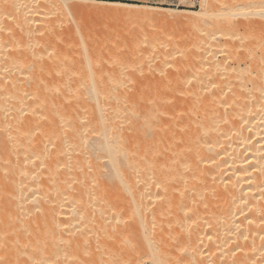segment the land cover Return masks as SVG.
I'll return each instance as SVG.
<instances>
[{"label":"bare ground","instance_id":"bare-ground-1","mask_svg":"<svg viewBox=\"0 0 264 264\" xmlns=\"http://www.w3.org/2000/svg\"><path fill=\"white\" fill-rule=\"evenodd\" d=\"M207 5L0 0V264H264V5Z\"/></svg>","mask_w":264,"mask_h":264},{"label":"rangeland","instance_id":"rangeland-1","mask_svg":"<svg viewBox=\"0 0 264 264\" xmlns=\"http://www.w3.org/2000/svg\"><path fill=\"white\" fill-rule=\"evenodd\" d=\"M119 1H127V2H138V3H142V4H150V5H156V6H162V5H171V6H179V5H181V4H188L189 2H191V1H193V3H194V5L198 8L200 5H201V1L202 0H119ZM214 1V2H213ZM239 1V2H238ZM246 1H248V0H227V1H225V0H207V6L209 7V11L207 12V13H205V14H203V16H202V19H201V21H200V24L202 23V21H203V23L201 24L203 27H205L206 28V26H204V25H207V26H209L208 28H209V30H210V35L212 36H210L209 37V35L207 36V39L209 38V40H211V42L213 43H216V45L217 44H219L220 43V46L218 45V46H213L212 47V49H213V51L215 52H217L218 51V49H220V50H222L223 49V47L224 48H228V47H226V46H228L227 44H225V45H223V46H221V42H223L225 39L227 40L228 38L229 39H231L232 41H233V39H234V44L236 45V44H238L237 46H235L234 48L236 49V47H239L238 49H236V51L238 50V52H240L239 54H241L242 56H240L239 55V57H238V55H237V57L239 58V59H245V58H247L248 56V53H250V52H248V51H251V52H253L252 50H257V51H254V52H260L259 50H258V48L255 46V45H257L258 47H260L262 44L264 45V39H263V35L262 34H260V32L258 31V29H255V28H252L251 30H249V32H250V34L247 32L246 34L244 33V31H240V33L239 34H236V36H234V38L232 39L231 37H230V35H228V33L227 32H229V30H228V27L227 26H223L224 24V22L227 24L228 22L231 24V23H233V22H239V21H242V22H249V21H256L258 18L256 17L257 16V14H256V10H257V7L259 8V7H261V6H263L264 4L262 3H260L261 1H263V0H254L255 2H253L252 0H249L248 2H249V5H248V3L246 4V6L244 5H242V4H244V3H246ZM253 3H252V2ZM257 1V2H256ZM258 1H259V3H258ZM218 2H220V3H218ZM237 4V5H235V3ZM217 3V4H216ZM224 3V4H223ZM238 3H240V4H238ZM215 4H216V6H215ZM219 4V5H218ZM235 6H234V5ZM260 4V5H259ZM95 5V6H94ZM92 7H90V9H89V11L87 10L86 12H81L82 14V16L83 15H85V13H86V17H83V18H85V19H87V20H89L90 19V21H99L100 22V19H102V18H99L100 17V15L102 16V15H105L106 14V12L107 11H105V9H104V7H101V5L102 4H94ZM221 5H223V6H221ZM225 5H226V7H225ZM230 5V6H229ZM232 5V6H231ZM238 5H239V7H238ZM256 5V6H255ZM259 5V6H258ZM101 8H100V7ZM103 6V5H102ZM215 8H214V7ZM220 6V7H219ZM243 6V7H242ZM229 7V8H228ZM240 7H242V8H240ZM245 7V8H244ZM99 8V9H98ZM218 8V9H217ZM221 8V9H220ZM222 8H225V9H227V10H222ZM237 8H238V10H237ZM211 9H213V10H211ZM234 9H235V13H232L233 11H234ZM240 9V10H239ZM229 10V11H228ZM237 11H239L238 13H237ZM98 12V13H97ZM128 13H129V15H130V12L129 11H127ZM127 12H124V13H126L127 15H128V13ZM210 12V13H209ZM215 12H217V13H215ZM221 12H223V14L221 13ZM229 12H231L230 14H229ZM92 13H93V15H92ZM95 13V14H94ZM209 13V14H208ZM215 14L214 16H213V14ZM226 13H228V14H226ZM135 14V13H134ZM206 14H208V16L206 15ZM222 14V15H221ZM234 14V15H233ZM255 14V15H254ZM205 15V16H204ZM217 15V16H216ZM220 15V16H219ZM233 15V16H232ZM236 15H237V17H236ZM96 16H98V18L96 17ZM131 16H132V14H131ZM228 16V17H227ZM90 17V18H89ZM221 17V18H220ZM91 18H92V20H91ZM217 18L219 19V21H221L220 23H222V25L220 26V23H219V21L217 20ZM249 18H252V19H249ZM211 19V20H210ZM216 19V20H215ZM231 19V20H230ZM223 20V21H222ZM227 20H228V22H227ZM93 21V22H94ZM184 21V20H183ZM211 21H213V23H211ZM215 21V22H214ZM216 21H218L217 23H219L218 25H216L215 23H216ZM232 21V22H231ZM172 22V21H171ZM169 23V25H171V29L170 30H172L173 29V35H172V37L174 38V37H176L177 36V34H180V32L182 33L184 30H186L187 28L186 27H182V23L183 22H172V23ZM206 22V23H205ZM106 23H108V21H106ZM105 23V24H106ZM178 23H180V24H178ZM176 24H178V25H180L179 27H178V25L177 26H175ZM209 24H211V26L209 25ZM103 25V24H102ZM101 25V26H102ZM104 26V25H103ZM223 26V27H222ZM229 26V25H228ZM173 27V28H172ZM104 28V27H103ZM107 28H109V26H108V24H107ZM170 28V27H169ZM177 28V29H176ZM207 28V29H208ZM220 28V29H219ZM227 28V29H226ZM105 29H106V27H105ZM207 29H205V32H208V30ZM169 30V29H168ZM175 30V31H174ZM221 31V32H220ZM226 31V32H225ZM258 31V32H257ZM169 32V31H168ZM179 32V33H178ZM204 32V33H205ZM220 32V33H219ZM256 32V33H255ZM170 33V32H169ZM174 33H176V34H174ZM213 35H212V34ZM215 33V34H214ZM207 34V33H206ZM209 34V33H208ZM220 34H222V35H220ZM225 34V35H224ZM227 34V35H226ZM240 35H242V36H240ZM244 35V36H243ZM247 35V36H246ZM252 35V36H251ZM171 36V35H170ZM218 36H222L221 38L220 37H218ZM229 36V37H228ZM238 36V37H237ZM257 36H258V38H257ZM171 37V38H172ZM223 37H225V38H223ZM248 37H249V39H248ZM205 38H206V36H205ZM216 38V39H215ZM220 38V39H219ZM239 38H240V40H239ZM242 38V39H241ZM245 38V40H243ZM251 38V39H250ZM255 38H257V39H255ZM212 39H214V40H212ZM237 39V40H236ZM247 39V40H246ZM253 39V40H252ZM261 39V40H260ZM218 40H220L219 42H218ZM238 41H240V42H238ZM242 41V42H241ZM258 41V42H257ZM225 42V41H224ZM223 42V43H224ZM213 43V44H214ZM242 44V46H241V44ZM215 45V44H214ZM240 45V46H239ZM263 45H262V47H263ZM221 47V48H220ZM242 47H244V49L242 48ZM217 48V49H216ZM233 48V50L235 51V49ZM247 51H246V50ZM219 50V51H220ZM244 50V51H243ZM247 52V54H246V52ZM221 53L219 54V52H218V54H219V57L221 58L223 55H225V51H224V53H223V51H220ZM237 52V53H238ZM246 55H244V54ZM252 53H250V55H251ZM222 55V56H221ZM250 55H249V57H250ZM244 56H245V58H244ZM100 258H102V257H100ZM100 263H102V264H105L104 262H102L101 260H99L98 262H97V264H100ZM141 264H155V261L152 259V258H150L149 256H147V255H145V256H143V258L141 259V262H140Z\"/></svg>","mask_w":264,"mask_h":264}]
</instances>
